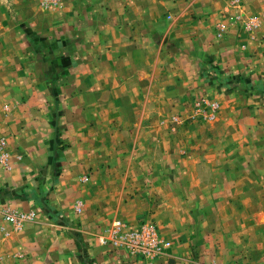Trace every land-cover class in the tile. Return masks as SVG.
I'll return each mask as SVG.
<instances>
[{
  "label": "crops",
  "instance_id": "obj_1",
  "mask_svg": "<svg viewBox=\"0 0 264 264\" xmlns=\"http://www.w3.org/2000/svg\"><path fill=\"white\" fill-rule=\"evenodd\" d=\"M67 12L72 24L67 34L71 38L72 31L79 39L62 42L67 53L55 60L56 67H64L50 78L63 80L62 85L49 84L42 92L35 88L27 101L0 114V142L6 144L0 145V264L231 261L220 245H192L187 233L191 210L188 217L175 216L171 212L180 206L159 199L153 208L146 200L148 213L137 219L130 202L122 204L123 196L100 198L106 189L95 181L106 174L102 144L113 138L115 145L135 148L170 147L177 141L184 145L185 159L197 160L203 153L232 154L229 149L233 146L234 152L237 140L243 147L264 148V0H75ZM205 57L231 79V85L217 84L212 96L221 103L220 135L204 124L209 127H203L208 130L204 137L171 139L162 114L173 109L170 84L186 85L192 77L185 65ZM171 59L177 70H170ZM179 111L189 112L187 107ZM110 112L115 118L108 121L104 117ZM112 156L119 163L127 159L122 152ZM88 173L87 184L83 177ZM148 187L164 191L155 184ZM77 205L83 208L80 215ZM113 205L115 213L109 208ZM125 211L136 217L124 218L128 226L155 221L172 247L148 260L102 246L98 236L108 229L110 214L121 218ZM5 212L34 217L17 226L5 220Z\"/></svg>",
  "mask_w": 264,
  "mask_h": 264
},
{
  "label": "rangeland",
  "instance_id": "obj_2",
  "mask_svg": "<svg viewBox=\"0 0 264 264\" xmlns=\"http://www.w3.org/2000/svg\"><path fill=\"white\" fill-rule=\"evenodd\" d=\"M74 4L75 0H0V114H6L9 107L27 101L35 88L42 92L49 84L54 87L62 85L63 80L50 77L64 67L55 66V60L62 59L67 53L62 42L79 39L77 35L74 38L72 31L71 38L67 34L72 24L65 15ZM199 60L196 58L194 64L185 65L192 77L185 81L186 85L170 84V108L174 110L171 109L170 114L166 111L162 114L169 123L171 139H177L178 135H186L190 139L204 137L208 133L205 128H209L204 124L212 127V133L220 135L216 128L222 115L219 113L221 103L219 98H213V93L217 84L229 82L231 85V79L226 78L217 62L208 57ZM173 61L171 59L170 70H177ZM237 80V84L243 82L240 77ZM179 107H187L189 112L179 111ZM90 114L97 113L93 111ZM104 118L111 121L115 115L110 112ZM152 135L159 136L160 131ZM237 141L234 152L233 146L229 149L232 154L224 151L204 157L203 153V158L197 160L198 157L193 156L185 159L181 150L184 145L177 141L171 142L170 147L141 144L135 148L129 144L115 145V138L112 142L106 140L105 145L102 144L106 174L95 181L101 189H106L99 192L100 198L122 199L123 196L122 204L130 202L137 210V219H145V213H148L146 200L154 205L153 208L157 207L155 204L159 199L168 200L182 208H174L171 215L188 217L187 211L191 210L193 220L187 225V233L193 246L210 247L212 244V247L220 245L223 250L228 249L226 254L231 261L213 260L211 264H264V148L243 147L241 140ZM0 145L6 146L5 141L2 140ZM114 146H117L116 153L112 152ZM94 151L98 152V148ZM121 152L127 159L119 163L112 155H120ZM131 153L136 154L129 158ZM3 159L1 157L0 160ZM115 168H120V171L114 173ZM90 178V173L84 175V183L88 184ZM148 184L162 187L164 191H149ZM109 208L115 213L114 205ZM12 213L24 214L5 212L6 221L7 215ZM75 213L82 214L83 208L77 205ZM113 213L110 214L108 229L98 236L102 246L123 249L132 256L148 260H154L172 247L155 221L128 226L124 218H136L135 213L125 211L121 218L114 217ZM24 215H28V221L34 217L33 214ZM115 221L121 222L123 234L156 227L159 249L148 251L150 246L145 243L140 249L102 244L100 238L111 237ZM231 248L234 252L229 253Z\"/></svg>",
  "mask_w": 264,
  "mask_h": 264
},
{
  "label": "built area",
  "instance_id": "obj_3",
  "mask_svg": "<svg viewBox=\"0 0 264 264\" xmlns=\"http://www.w3.org/2000/svg\"><path fill=\"white\" fill-rule=\"evenodd\" d=\"M28 219H29L28 215H24V214L12 213L7 215V220L17 225H21L23 222L28 221ZM158 237L159 236L156 227L143 229V231L139 233L123 234L121 222L115 221L113 223V230L111 237L110 238L102 237L100 238V241L102 244L113 243L115 246L127 245L133 249H140L142 248V245L145 243L150 246L148 251H152L151 249H159L160 247V245H158L159 242Z\"/></svg>",
  "mask_w": 264,
  "mask_h": 264
}]
</instances>
